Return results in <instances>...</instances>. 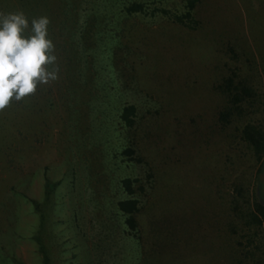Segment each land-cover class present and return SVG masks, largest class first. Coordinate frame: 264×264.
I'll use <instances>...</instances> for the list:
<instances>
[{
  "label": "rangeland",
  "instance_id": "1",
  "mask_svg": "<svg viewBox=\"0 0 264 264\" xmlns=\"http://www.w3.org/2000/svg\"><path fill=\"white\" fill-rule=\"evenodd\" d=\"M2 1L0 12L33 16L48 3L65 27L55 53L70 37L83 47L66 70L63 54L67 92L37 86L54 105L29 94L0 109V264H43V249L50 264H264L263 219L246 225L259 165L240 138L250 117L218 118V86L237 69L260 94L251 120L264 130V0H198L193 29L121 7L182 13L184 0H71L69 14L67 0ZM44 178L57 183L49 202ZM257 181L264 199V165ZM129 198L133 227L116 206Z\"/></svg>",
  "mask_w": 264,
  "mask_h": 264
},
{
  "label": "trees",
  "instance_id": "2",
  "mask_svg": "<svg viewBox=\"0 0 264 264\" xmlns=\"http://www.w3.org/2000/svg\"><path fill=\"white\" fill-rule=\"evenodd\" d=\"M6 8L10 5L9 0H6ZM64 1V0H63ZM67 7L68 10L62 9L63 14H66V12L71 13L70 10L76 9V5L74 6V1L67 0ZM66 2V1H65ZM184 11L182 13H176V12H170L168 9L162 7V6H154L150 12H148V4L138 1H131L128 3L123 4L122 12L125 15H131V14H144L147 15L148 13L154 14L155 12L161 13L163 16L168 17L171 21L174 23H177L179 25H182L187 28L193 29L196 27V21L193 17L194 15V9L198 2V0H184ZM3 1L0 0V5H2ZM71 6H73L71 8ZM31 7H28L25 10V15L29 18V22L33 17H39V16H47L50 20V24L48 25V35L53 41V36H55V41L57 40V35L55 33V30L59 33V36H61L62 31L65 30V27L63 25V21L59 19V14L56 13L55 16H53L54 9L52 6L50 7L48 3H46L45 8L43 9V12L39 14L38 16H33L32 10H29ZM8 10V9H7ZM9 11V10H8ZM58 19L60 20L61 27L57 26ZM69 42L63 43L59 45V51L57 48L58 54L57 56V64L59 66V70H63L62 67V57L64 54V58L67 60V65L64 66L67 67L72 66L70 63H77L80 61L81 57L79 56L80 50L83 47V44L80 42V39L73 40L70 37ZM57 46V45H56ZM58 47V46H57ZM56 48V47H55ZM67 51H69L67 53ZM68 54V55H67ZM61 64V67H60ZM67 68H65L66 70ZM82 68L79 70L81 71ZM86 71V70H85ZM65 72V71H62ZM83 75L85 76L84 72ZM68 77V76H67ZM59 78V77H58ZM73 80H75L74 76H72ZM87 79V76H85ZM60 78L54 81V85H56L58 89V96L60 97L62 94L61 92L66 91L67 88L64 90L62 89L63 86L59 84ZM218 89H220L226 96V102L227 105L218 113L219 123H223V125H228L234 118L245 120L246 117H250V120H246V122L243 124L240 130V138L246 142L248 147L251 149L253 156L256 161L259 162L257 173H256V181L254 184L255 189L257 188V174L261 171L264 165V130L262 127H259L255 124H253V121L251 120L252 115L254 114V111L256 108L254 103H256V97L260 98V94H257L254 89H252L247 83L246 79L241 77L240 74L236 70H233L230 75H228L218 86ZM39 91H43L44 97L41 99L38 95ZM38 92V93H37ZM74 93V90L71 91ZM33 95L35 97V102H33L32 105L35 106H43L44 103H47L49 106L54 105V98L53 94L50 93V91H47V89H44V87L36 89ZM76 98V95H74ZM74 98V99H75ZM43 100V101H42ZM18 102L16 100H11L10 103ZM43 103V104H42ZM11 105V104H10ZM44 107V106H43ZM135 113V106L133 104H127L121 107L119 112V119L126 125H132L133 119L132 116ZM129 150H126V153H129ZM121 187L126 191L127 193L132 192V180L130 178H124L120 181ZM56 182H52L48 180L47 178H44V199L46 202H49L52 197V192L54 188L56 187ZM254 197V207L252 211H249L247 214V221L246 225H253V226H260L262 219L264 222V204L260 202V194L258 191V197L253 194ZM46 202H43L42 204H46ZM34 205H37L36 207H42L39 206L38 202L34 201ZM116 206L120 212H122L125 215H128V218L126 220V224L130 227L134 226V219L132 217V213H135L137 210V200L135 198H129V199H123L119 200L116 203ZM44 219V218H43ZM42 219V227H46L44 225V221L47 224L49 221V218L46 216V218ZM43 264H50V253L49 250L43 249Z\"/></svg>",
  "mask_w": 264,
  "mask_h": 264
},
{
  "label": "clouds",
  "instance_id": "3",
  "mask_svg": "<svg viewBox=\"0 0 264 264\" xmlns=\"http://www.w3.org/2000/svg\"><path fill=\"white\" fill-rule=\"evenodd\" d=\"M49 24L47 16L29 22L23 11L0 12V109L58 79Z\"/></svg>",
  "mask_w": 264,
  "mask_h": 264
},
{
  "label": "flooded vegetation",
  "instance_id": "4",
  "mask_svg": "<svg viewBox=\"0 0 264 264\" xmlns=\"http://www.w3.org/2000/svg\"><path fill=\"white\" fill-rule=\"evenodd\" d=\"M257 186H258V191H259V194H260V202H262L264 204V199H263V196H262V193H261L262 185H260V183L258 181H257Z\"/></svg>",
  "mask_w": 264,
  "mask_h": 264
},
{
  "label": "water",
  "instance_id": "5",
  "mask_svg": "<svg viewBox=\"0 0 264 264\" xmlns=\"http://www.w3.org/2000/svg\"><path fill=\"white\" fill-rule=\"evenodd\" d=\"M255 195L258 197V190H257V188L255 189Z\"/></svg>",
  "mask_w": 264,
  "mask_h": 264
}]
</instances>
